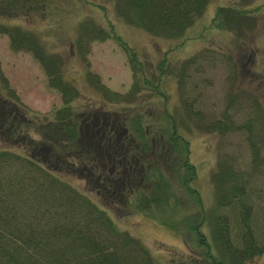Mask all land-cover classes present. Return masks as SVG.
Listing matches in <instances>:
<instances>
[{"label": "trees", "instance_id": "1", "mask_svg": "<svg viewBox=\"0 0 264 264\" xmlns=\"http://www.w3.org/2000/svg\"><path fill=\"white\" fill-rule=\"evenodd\" d=\"M209 1L112 3L116 15L127 23L152 35L176 37ZM29 2L0 0V14L28 11ZM244 11L237 6L218 5L213 18L218 26L226 27L252 22ZM0 31L9 35L13 49L33 53L48 84L59 90L62 100L60 105L40 113L19 98L0 71V264H164L140 237L121 228L111 214L130 210L154 214L177 207V189L192 193L200 202L197 189L190 184L195 166L187 160V140L177 130L187 121L173 112L159 119L141 109L134 110L138 105L132 104L139 88L159 92L165 72L162 60L158 71L147 74L144 62L124 43L133 68L127 93L107 87L95 73L86 70L87 78L95 80L94 91L100 94L78 102L79 88L63 75L59 52L49 49L32 29L19 24L0 21ZM108 35L98 22L84 17L77 25L74 45L84 55L92 38ZM163 136L170 141V149ZM178 144L182 155L171 162L170 152ZM250 146L253 166L264 164L258 159L255 139H250ZM171 168L178 170L176 187L168 176ZM239 171L222 161L211 171L217 204L231 210V231L225 213L216 215L211 226L212 240L228 264H243L247 257L264 250V237H257L251 221L254 203L247 177ZM195 230L211 264H222L211 253L205 234L198 227Z\"/></svg>", "mask_w": 264, "mask_h": 264}, {"label": "rangeland", "instance_id": "2", "mask_svg": "<svg viewBox=\"0 0 264 264\" xmlns=\"http://www.w3.org/2000/svg\"><path fill=\"white\" fill-rule=\"evenodd\" d=\"M112 2L30 0L28 11L4 12L0 14V21L32 29L49 49L61 54L63 75L79 88L78 102L100 94L94 91L95 80L87 78L86 70L95 73L107 87L127 93L133 68L124 43L144 62L147 74L158 71L162 60L165 72L159 92L139 88L132 104L138 105L134 110L141 109L154 117L160 116L159 119L173 112L187 121L177 130L187 140V160L195 166L190 184L197 189L200 202L192 193L177 189V207L154 214L135 210L111 214L121 228L140 237L164 264H211L196 227L210 242L215 259L228 264L211 236L214 217L222 213L231 231L230 207L220 206L215 200L211 171L219 162L231 164L247 177L254 203L251 221L258 231L257 237H264V164L253 166L250 146V139H255L258 159L263 162L264 0H210L195 21L176 37L152 35L127 23L116 15ZM218 5L241 7L252 22L231 24L232 28L218 26L213 18ZM84 17L98 22L109 35L103 39L92 38L82 55L74 40L77 25ZM0 71L7 85L32 109L47 112L62 103L59 90L48 84L47 75L33 53L13 49L9 35L1 31ZM118 108L122 112V106ZM163 142L170 149L166 136ZM181 155L178 144L170 152L171 162ZM171 169L168 176L176 187L178 170ZM187 172L191 173L188 169ZM243 264H264V250L247 257Z\"/></svg>", "mask_w": 264, "mask_h": 264}]
</instances>
